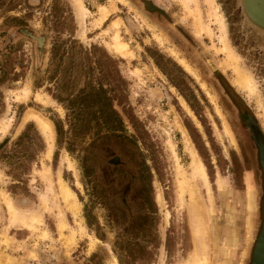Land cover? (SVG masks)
<instances>
[{
  "label": "rangeland",
  "instance_id": "1",
  "mask_svg": "<svg viewBox=\"0 0 264 264\" xmlns=\"http://www.w3.org/2000/svg\"><path fill=\"white\" fill-rule=\"evenodd\" d=\"M80 2L83 23L74 0H0V66L10 56L21 73L0 85V129L9 125L0 132V264H118L121 249L123 264H184L191 256L236 264L255 207L249 177L244 198V172L254 173L258 207L264 190L243 119L253 115L264 132V30L249 23L241 0ZM17 22L45 38L40 51ZM115 35L125 54L112 50ZM93 48L116 61L122 81L115 133L92 111L71 126L76 115L55 98L69 94L58 92L57 59L85 63ZM84 73L70 76L73 93L88 81ZM28 111L50 122L52 141L23 121ZM2 194L35 226H9Z\"/></svg>",
  "mask_w": 264,
  "mask_h": 264
},
{
  "label": "flooded vegetation",
  "instance_id": "2",
  "mask_svg": "<svg viewBox=\"0 0 264 264\" xmlns=\"http://www.w3.org/2000/svg\"><path fill=\"white\" fill-rule=\"evenodd\" d=\"M246 1L249 4V6H248V12H245V11L244 12H245V15H246L249 23L251 25H253L254 27H258V28L264 30V27L262 25H259V24H257L255 22V20H259V21H263L264 22V16H263V14H264V0H246ZM241 2H242V0H241ZM147 7H149L148 9H150L152 13H155V15L157 17L160 16L159 15L160 12L154 6H151L150 5V6H147ZM255 9L257 11H254ZM17 24L18 25L15 26L17 28L16 29V32L19 33V34H21V35L27 36V37H32L35 40L37 46L40 48L39 49V51H40L42 49L41 47H43V45L45 43V38L42 37V36L35 37V36H33L32 32L29 31L25 27L24 24H22V23L19 24V22H17ZM71 44H72V47H73L74 46V43L71 42ZM72 47H71V49H73ZM58 50H59V47H57L55 45V47H53V53H54V57L53 58H56V53H57ZM6 58H7L5 60V63L6 64H4L2 67L0 66V85H3L4 84V81L6 79V76H11V79L10 80L12 82H16V81H18V78H21V73L20 72L19 73H16L15 70H14V67H13L14 66V64H13L14 63V59L12 57H10V56L9 57H6ZM62 58H63V56H60L57 59L58 62L55 64V69H54V74L58 73V74L62 75L61 78H60V81H59V83L57 85L58 86V92L60 94H61V92L59 91L60 88L62 86H64V84H66L68 82L69 74H70V72H72L71 66H70V68H68L69 67L68 66V63H65L64 66H62L63 65V64H61ZM74 58H76V56L70 58V62L69 63H72V65L74 64V61H75ZM65 71H66V73H65ZM75 73H76V75L74 74L73 80L77 76V72H75ZM71 84H72V82H69L66 85H68L69 87H71ZM79 90L80 89H78L75 93H73L70 98L75 97L76 94H77V92ZM179 97H181V96H179ZM55 98L58 100V99H61V96L58 94V95L55 96ZM181 98H183V97H181ZM183 100L185 101V103L187 104V106L189 107V109L193 113V109L189 105V103L186 100V98H183ZM59 102H61V101H59ZM91 111H93V110H91ZM243 119H244L245 126L248 129V132L250 134L251 140H252V142H253V144L255 146V150H256V153H257V160H258V163H259V166H260V169H261V174H262V179H263V188H264V175H263V170H262V166H261V162H260V152H259V142H258V135H259V137L262 140V144H263V148H264V132H263V129L261 130L259 124L257 123V121H256V119L254 118L253 115H250L248 113H245L243 115ZM107 129L111 133L112 132H114V133L116 132V131H113L112 129H109L108 127H107ZM246 177H249L250 178V182H251V184L253 186V189H254V192H255V207H254V210H253V212L251 214V217H250L251 224H250V232H249V235L246 234L247 233V230H246V221H245V233H244V239H243V241H244V247L242 249L243 251L241 252V254L239 256V259L236 262V264L238 262H240V264H252V258H253L254 248H255L257 239H258V237H259V235L261 233L262 224H263V220H264V217H263L264 190H263V195H262V204H261V207H258V205H257V199H256V184H255L256 182H255L254 173L251 170H247L243 174V180H244V183H245L244 196H245V192H246ZM95 198H96V196H95ZM244 198H245V201H246V196ZM85 211H86V207H85ZM245 213H247L246 212V209H245ZM260 217H261V221H260ZM246 219H247V214H246ZM90 225H92V224L87 220V226L89 227ZM136 245L138 246V247H135L137 250L141 249V247L139 246V244H136ZM121 250H124V251H122V253L120 252V255H117V260H118L117 263L118 264H123L124 259L125 258H128L127 255H126L127 253H125V249H121ZM128 256H130V255H128ZM148 258H151V257H147V259ZM125 260H127V259H125ZM137 260H142V259H139V258H137L136 260L134 259V261H137ZM243 260H244L245 263L243 262ZM247 260H248V263H247Z\"/></svg>",
  "mask_w": 264,
  "mask_h": 264
},
{
  "label": "trees",
  "instance_id": "3",
  "mask_svg": "<svg viewBox=\"0 0 264 264\" xmlns=\"http://www.w3.org/2000/svg\"><path fill=\"white\" fill-rule=\"evenodd\" d=\"M85 63H68V68H72V72L69 74V78L72 74L77 72L78 75L83 74L85 71V75L89 77L88 81L85 82L84 87L81 88L75 97L70 98L73 94V87H69L66 85L68 82L64 84L60 88L64 90L67 94L65 99H58L61 102H67V109L71 110L73 114H75V118L70 121V125L74 126L81 121H83L82 116L85 112H90L93 110V114L100 115V119L103 124H105L109 129L113 131H117L116 128L121 125L120 119L118 117L117 112L113 107L114 101H120L122 97V81L118 80V74L114 72L115 60L109 57L107 54H102L101 57L95 54V49L91 50V52H84L83 62ZM67 71V70H66ZM65 71V73H66ZM95 71L97 73H95ZM95 74L98 76L95 77ZM95 82L96 85H94ZM70 117V115H68ZM84 117V116H83ZM28 128L17 138V142L22 141L26 136ZM134 245L130 252L135 251ZM133 253V252H132ZM130 257V256H129Z\"/></svg>",
  "mask_w": 264,
  "mask_h": 264
},
{
  "label": "bare ground",
  "instance_id": "4",
  "mask_svg": "<svg viewBox=\"0 0 264 264\" xmlns=\"http://www.w3.org/2000/svg\"><path fill=\"white\" fill-rule=\"evenodd\" d=\"M74 5H75V9H76L79 21L81 23H83V19H84L85 14L87 12L84 9V6L81 4L80 0H74ZM248 6H249V4H248ZM109 9H111V8H109ZM254 11H257V10L255 9ZM99 14L101 15L100 16L101 19L103 20L107 13H106V10L104 8L99 7ZM263 16H264V14H263ZM101 19H100V21H101ZM116 27H118V22H115L114 24H112V28H116ZM223 29H224V27H223ZM110 45H111V48L114 51V53L115 52H117V53L124 52V50L126 49V47H125V45L123 43H120L119 41H117V35L114 36L113 41H112V43ZM225 49H227V48L225 47ZM113 51H111V52H113ZM124 54H125V52H124ZM246 80L251 85V81L249 79H246ZM250 85H249V88H251ZM26 94H27V92H26ZM36 99L38 100V98H36ZM23 121L24 122L25 121H32L33 123H35V125L41 131V133L43 134L44 137H46L49 141L53 140V128H52V125L50 124V122H48L46 119H44L40 115H37L36 113H34L32 111H28L25 114V116L23 118ZM7 126H9V125H7ZM7 126L5 125L4 127H2L0 129V132H2L4 134L6 129H7ZM225 132L228 135V137L231 138L230 131H229V129H228V127L226 125H225ZM46 153L49 154V152H46ZM192 155H193V164H194V169H195V174H196L195 176L199 177V179L204 181L205 180L204 179L205 178V173H204L203 167L201 166V164L200 165L197 164L198 161L196 159H198V158L196 157V154H195V152L193 150H192ZM181 185L179 186L180 190L182 189ZM60 189H61V194H62L65 202L67 203V205L70 206V209H73V212H75L77 214V212H78V208H77L78 204H77L76 199L74 198V196L65 187H63L62 184H61V188ZM2 198L4 200L5 205L7 206L6 208H7L8 213H9V226L13 227V226H18L19 224H22V226L25 225L24 227H26V228H29L31 226L32 227L35 226V225H33L34 223L32 225L30 224L31 226L29 225V223H31L30 221L33 219L32 216L23 215L22 212L16 211L12 207L10 201L8 200V197L5 194H2ZM158 199L160 200V195H158ZM233 242H234L233 238L230 239V241H226V244L228 245V247H227V251L226 250L224 251L225 255L230 253V245ZM71 244H72V241H71ZM5 262L7 263V261H5ZM184 264H210V261L206 257L199 258V257H196V256H194V257L191 256ZM215 264H227V261L223 260L221 263L220 262H216Z\"/></svg>",
  "mask_w": 264,
  "mask_h": 264
},
{
  "label": "water",
  "instance_id": "5",
  "mask_svg": "<svg viewBox=\"0 0 264 264\" xmlns=\"http://www.w3.org/2000/svg\"><path fill=\"white\" fill-rule=\"evenodd\" d=\"M242 6H243L244 11L248 12V3L246 0H242ZM255 22L264 27L263 21L255 20ZM258 142H259L260 162H261L263 175H264V148H263L262 140L259 137V135H258ZM263 217H264V199H263ZM252 264H264V220L262 224L261 233L257 239L256 245L254 248Z\"/></svg>",
  "mask_w": 264,
  "mask_h": 264
}]
</instances>
